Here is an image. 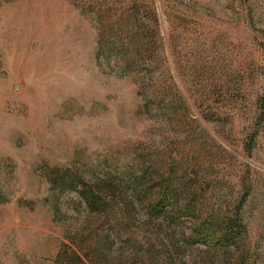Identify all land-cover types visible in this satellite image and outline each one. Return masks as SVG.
Returning <instances> with one entry per match:
<instances>
[{"label": "rangeland", "instance_id": "1", "mask_svg": "<svg viewBox=\"0 0 264 264\" xmlns=\"http://www.w3.org/2000/svg\"><path fill=\"white\" fill-rule=\"evenodd\" d=\"M107 177L200 196L234 242L185 221L139 231L175 262L109 250L81 196ZM122 252L264 264V0H0V264Z\"/></svg>", "mask_w": 264, "mask_h": 264}, {"label": "trees", "instance_id": "2", "mask_svg": "<svg viewBox=\"0 0 264 264\" xmlns=\"http://www.w3.org/2000/svg\"><path fill=\"white\" fill-rule=\"evenodd\" d=\"M169 190V182L165 183L160 177L152 179L107 177L105 181L95 186L87 185L83 188L81 196L85 204L86 221L96 225L97 230L110 229V235L105 238L109 250L116 240L124 239L132 243L133 260L134 258L144 260L146 255L157 257L166 254L170 261L175 262L176 256L169 246L161 243L160 238L149 239L153 240L154 245L145 247L139 241L141 235L139 231L161 226L179 228L185 221H190L201 228L204 241L215 240L220 246L234 242L231 233H222L221 229L219 230L220 223L214 219L213 214L198 207L200 196L178 195ZM108 198L112 199L113 206L107 201ZM113 208L118 209L122 215L120 219L115 218V221L111 216ZM226 226V230L229 231L234 223L228 222ZM157 244L162 245L159 251H156ZM124 256L123 252L119 255L118 264H130L132 258L125 259ZM78 259L81 261L79 256Z\"/></svg>", "mask_w": 264, "mask_h": 264}]
</instances>
